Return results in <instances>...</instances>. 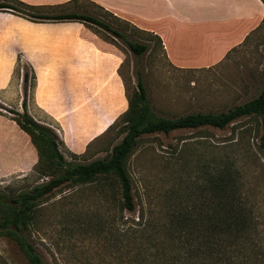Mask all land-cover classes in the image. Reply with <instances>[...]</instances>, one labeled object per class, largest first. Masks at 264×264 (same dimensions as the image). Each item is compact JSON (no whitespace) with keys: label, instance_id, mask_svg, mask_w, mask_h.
Returning <instances> with one entry per match:
<instances>
[{"label":"rangeland","instance_id":"1","mask_svg":"<svg viewBox=\"0 0 264 264\" xmlns=\"http://www.w3.org/2000/svg\"><path fill=\"white\" fill-rule=\"evenodd\" d=\"M66 11L95 16L125 32L129 39L150 44L149 52L139 63L122 41L91 27L98 43L121 57L119 72L127 104L136 86L135 73L141 70L150 107L157 118L224 112L250 101L264 89V20L218 65L181 70L169 63L164 51L155 47L147 35L138 34L129 23L91 3L82 0L66 7ZM24 73L28 74L27 84L21 80ZM31 83V70L21 63L15 66L9 86L0 90V192L8 198L49 179L41 178L35 170L37 151L15 122V113H23V99L31 118L56 134L59 150L70 160L59 124L34 106ZM85 124L91 133L102 129L97 123L84 121L82 125ZM117 129L115 126L89 143L85 151L76 153L75 161L87 163L104 158L111 146L121 140ZM75 131L78 128L68 134L72 136ZM260 134V122L243 118L223 130L201 128L144 135L126 163L136 205L134 212L117 206L119 196L114 180L68 184L39 202L26 236L44 264H154L155 252L172 249L154 231L158 226L164 227L167 215L177 209L178 200L199 198L207 173L218 162L220 167L229 164L235 168L238 196L250 209L254 225L241 239L242 250L233 254L229 262L264 264V150L259 148ZM140 214L152 219L155 227L143 237H134L131 229ZM150 236L152 240L148 241ZM138 249L143 250L140 256L135 255ZM226 263L222 260L217 264ZM0 264H27L14 244L3 237Z\"/></svg>","mask_w":264,"mask_h":264},{"label":"trees","instance_id":"2","mask_svg":"<svg viewBox=\"0 0 264 264\" xmlns=\"http://www.w3.org/2000/svg\"><path fill=\"white\" fill-rule=\"evenodd\" d=\"M79 1L82 0L45 7L29 5L20 0H0V12L32 22H79L90 29L96 27L108 33L113 39L122 41L140 63L144 54L149 52L150 44L147 41L129 39L125 32L95 16L66 11V7ZM262 2L264 3V0ZM55 10L59 11L53 13ZM115 19L123 21L117 17ZM129 25L138 34L147 35L153 40L155 47H160L164 51L162 41L157 35L140 30L130 23ZM16 63L17 66L20 65V57H17ZM135 77L136 86L128 98L127 110L109 128L110 130L117 126V135L121 140L111 146L104 158L87 163L76 162L77 155L70 152H68L70 160H67L59 150L56 134L36 123L28 113L26 100H22L23 113H15L17 115L15 122L30 138L37 151L35 170L41 178L49 179L10 198L0 192V237L14 244L27 264H44L28 240L26 232L33 222L39 202L61 186L114 180L119 196L117 200L119 209L135 211L132 183L126 163L139 139L144 135L160 133L168 135L173 131L201 128L223 130L236 121L248 118L260 122L259 148L264 150V89L250 101L224 112H197L174 118H157L151 110L141 70L136 71ZM31 79L32 90L36 81L32 69ZM22 81L27 84V73L23 74ZM219 164L215 162L212 170L207 173L206 183L200 188L201 194L195 199L198 202L188 197L184 202L178 200L177 209L171 210L167 215L168 220L164 227L158 226L154 231L159 237L162 236L161 239L166 245L168 243L172 246L169 252L163 248L160 252H155L154 264H217L222 260H226V264H232L229 262L232 255L239 254L242 250L241 239L254 227L250 209H247L246 203L238 196L239 183L235 168L229 164L220 167ZM152 227H155L153 220L140 214L131 232L134 237L135 234L143 237ZM152 237L147 240L151 241ZM154 240L157 242L159 238ZM142 253L143 250L138 249L135 255L140 256Z\"/></svg>","mask_w":264,"mask_h":264},{"label":"crops","instance_id":"3","mask_svg":"<svg viewBox=\"0 0 264 264\" xmlns=\"http://www.w3.org/2000/svg\"><path fill=\"white\" fill-rule=\"evenodd\" d=\"M20 1L47 7L72 0ZM85 1L157 35L169 63L181 70L218 65L264 20L262 0ZM17 57L35 74L34 106L59 124L72 154L85 151L127 110L121 57L82 23L32 22L0 12V90L9 86ZM84 121L102 129L91 133Z\"/></svg>","mask_w":264,"mask_h":264}]
</instances>
